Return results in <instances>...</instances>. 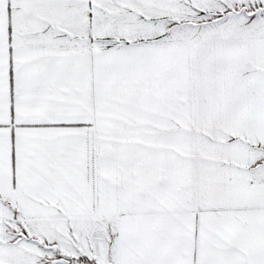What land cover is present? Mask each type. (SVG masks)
<instances>
[{"label":"snow or ice","instance_id":"obj_1","mask_svg":"<svg viewBox=\"0 0 264 264\" xmlns=\"http://www.w3.org/2000/svg\"><path fill=\"white\" fill-rule=\"evenodd\" d=\"M0 264H264V0H0Z\"/></svg>","mask_w":264,"mask_h":264}]
</instances>
